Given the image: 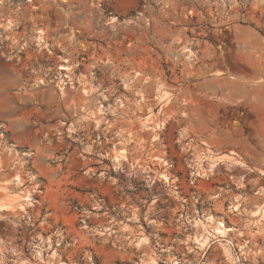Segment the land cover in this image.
<instances>
[{
    "label": "rangeland",
    "instance_id": "rangeland-1",
    "mask_svg": "<svg viewBox=\"0 0 264 264\" xmlns=\"http://www.w3.org/2000/svg\"><path fill=\"white\" fill-rule=\"evenodd\" d=\"M262 211L264 0H0V264H264Z\"/></svg>",
    "mask_w": 264,
    "mask_h": 264
},
{
    "label": "bare ground",
    "instance_id": "bare-ground-1",
    "mask_svg": "<svg viewBox=\"0 0 264 264\" xmlns=\"http://www.w3.org/2000/svg\"><path fill=\"white\" fill-rule=\"evenodd\" d=\"M39 40H41V38L39 39ZM162 124H164V123H162ZM162 124H160V127H162ZM125 150H121L120 152H119V157L120 158H122V157H124L125 156ZM118 155V154H117ZM118 157V156H117ZM118 157V158H119ZM16 182H19V178H16ZM19 197V196H18ZM20 198V200H22V201H30L31 200V195L30 194H28V193H24V196L23 197H19ZM240 204H238L237 203V205L235 206V210H237V211H239V208H240ZM7 207L5 206V207H3L2 208V210H5ZM259 212L257 211V212H254L253 214L254 215H256V214H258ZM261 215L263 216L264 215V212L262 211L261 212ZM217 226H216V228H215V230H216V232L219 234H223V233H226L227 231H229L228 229L229 228H227V226L225 225V223H223V222H219V223H217L216 224Z\"/></svg>",
    "mask_w": 264,
    "mask_h": 264
}]
</instances>
